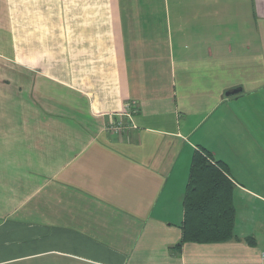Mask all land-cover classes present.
<instances>
[{"label":"crops","instance_id":"1","mask_svg":"<svg viewBox=\"0 0 264 264\" xmlns=\"http://www.w3.org/2000/svg\"><path fill=\"white\" fill-rule=\"evenodd\" d=\"M198 149L227 168L234 238L176 248ZM263 252L264 0H0V264Z\"/></svg>","mask_w":264,"mask_h":264},{"label":"trees","instance_id":"2","mask_svg":"<svg viewBox=\"0 0 264 264\" xmlns=\"http://www.w3.org/2000/svg\"><path fill=\"white\" fill-rule=\"evenodd\" d=\"M233 185L227 168L214 162L204 149L196 150L190 161L182 201L181 238L186 243L218 244L234 238Z\"/></svg>","mask_w":264,"mask_h":264},{"label":"built area","instance_id":"3","mask_svg":"<svg viewBox=\"0 0 264 264\" xmlns=\"http://www.w3.org/2000/svg\"><path fill=\"white\" fill-rule=\"evenodd\" d=\"M134 111V109L130 106L126 107V112L124 114V116L127 117V119L130 121V113H132ZM130 126L131 127V123H129V125H127V127ZM124 128V125L120 122L115 123V125L110 126V130L111 131H119L122 130ZM261 259L264 261V252L261 254Z\"/></svg>","mask_w":264,"mask_h":264},{"label":"water","instance_id":"4","mask_svg":"<svg viewBox=\"0 0 264 264\" xmlns=\"http://www.w3.org/2000/svg\"><path fill=\"white\" fill-rule=\"evenodd\" d=\"M238 91H233L232 93L228 94V95H233L236 94Z\"/></svg>","mask_w":264,"mask_h":264}]
</instances>
